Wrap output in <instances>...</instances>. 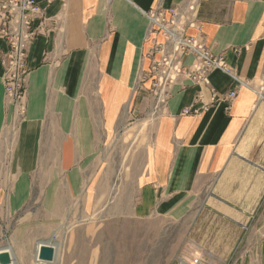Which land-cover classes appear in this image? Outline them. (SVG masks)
Returning <instances> with one entry per match:
<instances>
[{
    "label": "crops",
    "instance_id": "obj_1",
    "mask_svg": "<svg viewBox=\"0 0 264 264\" xmlns=\"http://www.w3.org/2000/svg\"><path fill=\"white\" fill-rule=\"evenodd\" d=\"M37 1L45 20L26 58L25 120L13 147L9 142L24 162L11 170L22 177L10 188V204L20 206L29 190H43L44 207H59L65 190L83 200L80 192L97 184L84 183L87 166L73 160H135L132 168L129 163L134 217H180L196 207L214 212L239 232L221 264H264V106L257 102L264 0H198V27L187 30L200 33L208 51L222 55L246 83L227 109L210 99L211 91L233 86L221 70L210 71L208 84L183 76L164 105L155 103L148 82L137 84L149 65L152 74L153 47L163 41L148 35L145 12L188 0ZM186 108L198 113L185 114ZM7 113L0 63L1 145L10 133ZM42 159L48 162L40 166ZM52 159L62 160L53 171ZM36 174H63L67 183L49 178L39 189L31 179Z\"/></svg>",
    "mask_w": 264,
    "mask_h": 264
},
{
    "label": "rangeland",
    "instance_id": "obj_2",
    "mask_svg": "<svg viewBox=\"0 0 264 264\" xmlns=\"http://www.w3.org/2000/svg\"><path fill=\"white\" fill-rule=\"evenodd\" d=\"M196 2L199 7V1ZM196 13L191 18L198 27ZM152 32V24L148 22V35ZM161 36L163 41L153 47L158 56L152 53L150 62L160 60L158 47L166 42ZM149 68L148 74H138L137 84L148 82L155 103L164 105L172 88L182 84L185 77L165 74L160 78V74H149ZM257 88L260 92L257 102L264 106V75ZM5 104L10 133L7 132L5 143L0 144V186H6V189L0 188V248L8 246L11 249L14 264H221L224 261L239 232L214 212L201 214L202 208L196 207L180 217L169 214L134 217L132 203L137 199L136 181L132 170L129 171V163L132 168L135 160H73L87 166L84 183L93 180L92 183L97 184L93 192H80L83 200L76 198L74 192L65 190L61 191L64 200L59 207H44L43 190H29L20 206H12L10 197L13 191L10 188L22 176L11 173V170L24 162L15 158L11 146L25 118L21 123L12 121V110L6 100ZM185 114L196 113L189 111ZM259 119L264 125V114ZM260 130L264 132V127L261 126ZM49 161L52 171L62 162ZM47 162L40 160V166ZM62 175L36 174L31 179L40 189L49 178H61L67 183ZM48 240L57 245L55 260L51 263L35 260L38 242Z\"/></svg>",
    "mask_w": 264,
    "mask_h": 264
},
{
    "label": "built area",
    "instance_id": "obj_3",
    "mask_svg": "<svg viewBox=\"0 0 264 264\" xmlns=\"http://www.w3.org/2000/svg\"><path fill=\"white\" fill-rule=\"evenodd\" d=\"M197 7L196 0H190L185 5L153 7L145 12L152 24V33L158 32L166 40L165 44L159 45L160 60L152 63L150 71L160 74V78L165 74H182L192 81L208 84L210 71L221 70L232 78L233 86L224 93L211 91L210 99L212 103L223 102L227 109L244 83L222 55L208 51L200 33H187L189 28L195 27L191 16L195 15ZM44 20L43 9L37 0H0V39L5 42V48L0 51L2 82L5 100L12 110V121L16 120V123L22 122L27 111L28 49L43 30ZM185 57L191 59L190 63L184 62ZM189 111L198 113L197 108H186L183 113Z\"/></svg>",
    "mask_w": 264,
    "mask_h": 264
},
{
    "label": "water",
    "instance_id": "obj_4",
    "mask_svg": "<svg viewBox=\"0 0 264 264\" xmlns=\"http://www.w3.org/2000/svg\"><path fill=\"white\" fill-rule=\"evenodd\" d=\"M56 244L51 241H40L35 250V260L51 263L56 257ZM0 264H14L12 251L8 247L0 248Z\"/></svg>",
    "mask_w": 264,
    "mask_h": 264
},
{
    "label": "bare ground",
    "instance_id": "obj_5",
    "mask_svg": "<svg viewBox=\"0 0 264 264\" xmlns=\"http://www.w3.org/2000/svg\"><path fill=\"white\" fill-rule=\"evenodd\" d=\"M6 247H8V246H6ZM9 248V247H8ZM37 248V247H36ZM10 249V248H9ZM11 250V249H10Z\"/></svg>",
    "mask_w": 264,
    "mask_h": 264
}]
</instances>
